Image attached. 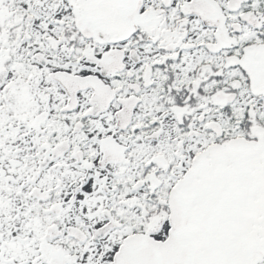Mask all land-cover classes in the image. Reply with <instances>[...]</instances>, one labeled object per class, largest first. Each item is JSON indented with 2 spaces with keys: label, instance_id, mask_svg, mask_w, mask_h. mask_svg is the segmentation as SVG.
<instances>
[{
  "label": "snow or ice",
  "instance_id": "obj_1",
  "mask_svg": "<svg viewBox=\"0 0 264 264\" xmlns=\"http://www.w3.org/2000/svg\"><path fill=\"white\" fill-rule=\"evenodd\" d=\"M0 264H264V0H0Z\"/></svg>",
  "mask_w": 264,
  "mask_h": 264
}]
</instances>
